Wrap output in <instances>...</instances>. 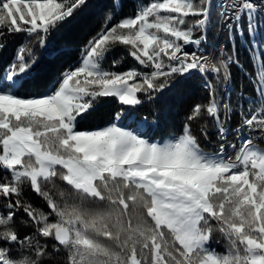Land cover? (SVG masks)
I'll use <instances>...</instances> for the list:
<instances>
[{"label": "snow or ice", "instance_id": "6c2138e0", "mask_svg": "<svg viewBox=\"0 0 264 264\" xmlns=\"http://www.w3.org/2000/svg\"><path fill=\"white\" fill-rule=\"evenodd\" d=\"M86 4L0 0V49L2 29L35 42L20 47L0 76V171L7 173L0 178V264H46L61 249L67 264H264V62L250 81L256 98L245 97L241 86L234 105L227 89L230 67L239 65L235 49L229 54L225 44L214 45L207 55L202 49L215 13L229 41L244 31L245 17L249 34L264 30V0H150L109 27L122 8L111 0L103 30L78 65L47 92L26 95L37 72L36 48L47 50L51 33ZM117 46L141 69H105ZM194 74L209 98L191 108L179 134L160 142L126 126L144 103L139 93L155 101ZM109 97L129 107L104 126L79 130ZM197 119L204 120L198 127L204 140L211 143L209 132L215 133L210 152L191 129ZM25 186L50 211L23 200ZM21 211L24 226L34 229L23 237L16 228ZM216 235L223 252L211 247Z\"/></svg>", "mask_w": 264, "mask_h": 264}, {"label": "trees", "instance_id": "16d2710c", "mask_svg": "<svg viewBox=\"0 0 264 264\" xmlns=\"http://www.w3.org/2000/svg\"><path fill=\"white\" fill-rule=\"evenodd\" d=\"M147 3L150 0H121L122 8L119 9L115 19L109 24L111 27L122 18L134 16L138 3ZM111 9V0H87V4L76 11L73 17L63 22L58 29L54 30L48 37L47 50L36 48L37 72L34 77L32 87L26 90V95H41L48 91L57 81L62 72L70 68H75L80 62L81 52L87 46L88 42L96 37L104 28V18ZM191 19V18H190ZM5 35L2 37L4 47L0 49V76L7 70L8 66L12 63L17 55L20 47L28 44L34 46L35 42H30L23 33L20 34H7L6 29H2ZM218 32V24L216 23V13L212 16L211 27L207 32V41L212 43ZM244 42L241 37L237 36L234 43H229L227 52L232 54L235 49L236 56L239 60V65L233 64L230 67L231 73V100L235 105L237 103V95L243 86V94L245 97L256 98L257 93L254 91V86L250 81L253 79L255 73L259 70L257 63L253 57L252 47L250 43V35L245 32ZM59 53L53 58V53ZM264 53V48L259 47V54ZM261 63L264 62V55L260 56ZM119 61L118 64L113 66V61ZM105 69L124 72L130 68L141 69V66L128 54L124 46H117L114 50L107 54V58L103 63ZM222 77V73H221ZM212 84L218 89L223 88V83L216 84L213 79ZM131 83V82H130ZM204 81L200 75L194 74L189 79L184 80L182 83L174 85L172 89H166L161 93L155 101L149 102L144 98L143 93L138 95L144 99V103L138 106L137 111L134 113L135 122L130 119L126 122V126L130 128H137L141 133H145L153 140H166L170 138L173 133L179 134L185 123V117L189 114L191 108L200 102H206L209 98L208 92L203 87ZM222 92H220L221 94ZM107 101L99 106L97 113L78 125L79 130H87L96 127L104 126L111 119L110 114H114L120 107L115 98H102ZM246 104L240 102V106ZM154 109L156 112H154ZM146 118V119H145ZM239 117L233 113L230 126H238ZM139 122V123H136ZM204 122L203 119L191 121V129L195 135L200 138V144L205 151L214 150L208 141L204 140L198 131V127ZM209 128H211V121H209ZM211 142H216L215 133L209 132ZM259 146L264 149V142ZM7 175V173L0 171V178ZM58 188H61L66 193H69V187L62 184L57 180ZM50 187V186H48ZM23 200L30 201L33 206L43 209L45 212L50 211L46 203L38 197L30 187L25 186L23 190ZM95 207L96 205H92ZM27 217L21 211L17 213L16 228L19 235H31L34 231L31 227H25L23 221ZM52 241H49L48 251L52 253ZM211 247L218 252H223L226 245L223 238L218 235L213 237ZM46 264H67V253L61 249L57 253L47 259Z\"/></svg>", "mask_w": 264, "mask_h": 264}, {"label": "rangeland", "instance_id": "374dc122", "mask_svg": "<svg viewBox=\"0 0 264 264\" xmlns=\"http://www.w3.org/2000/svg\"><path fill=\"white\" fill-rule=\"evenodd\" d=\"M219 1L220 0H217L216 1V3H219ZM216 23H218V25H219V29H220V27H221V25L219 24V22H218V13H216ZM246 23H247V20H246V17H245V20H244V24H245V29H244V31L243 32H241V36L242 37H244L245 36V32H247V34L248 35H250V42H251V45H252V47H253V49H254V52H255V55H253V57L254 58H256V55L259 53V47H255L254 45H264V30H260V31H258L257 33H255V34H249L248 33V31H247V29H246ZM223 31H218L217 32V38H216V40H215V42L213 43V45L212 46H214V45H216V46H218V45H221L222 44V40H223ZM211 46V47H212ZM203 47V46H202ZM207 48V47H204V50H205V52L206 53H208V52H211L212 51V48ZM207 48V49H206ZM188 51H192V49L191 48H189L188 49ZM255 62L257 63V67H258V69H259V67H260V64H261V58H260V60L258 59V60H255ZM231 84L228 86V89H227V91H228V93H229V95H230V90H231ZM224 95V94H223ZM222 95V96H223ZM249 98V100H251V99H255V98H253V97H248ZM241 107H244V108H246L247 107V104H243V105H241ZM245 135H247V133H245ZM229 139L230 140H233L234 138L232 137V135H230L229 136ZM160 142H163V141H160ZM238 142V141H237ZM228 154H232L230 151H229V153Z\"/></svg>", "mask_w": 264, "mask_h": 264}, {"label": "built area", "instance_id": "2783aa9c", "mask_svg": "<svg viewBox=\"0 0 264 264\" xmlns=\"http://www.w3.org/2000/svg\"><path fill=\"white\" fill-rule=\"evenodd\" d=\"M229 2H231V0H229ZM223 40H222V44H225L226 45V47H227V45H228V42H227V35H226V33H224L223 32ZM202 49H204V47H202ZM206 55L207 54H209V53H205ZM233 127V126H232ZM233 137V136H232Z\"/></svg>", "mask_w": 264, "mask_h": 264}, {"label": "bare ground", "instance_id": "6f19581e", "mask_svg": "<svg viewBox=\"0 0 264 264\" xmlns=\"http://www.w3.org/2000/svg\"><path fill=\"white\" fill-rule=\"evenodd\" d=\"M222 2V0L219 1V3ZM216 46V45H215ZM219 46V45H218ZM212 48V47H211ZM207 49V48H206ZM206 53V52H205ZM208 53H211V52H208ZM233 116V115H232ZM232 126H233V121H232ZM231 126V127H232ZM232 135L231 133L229 134V136ZM238 143V142H237Z\"/></svg>", "mask_w": 264, "mask_h": 264}, {"label": "crops", "instance_id": "0c3cea01", "mask_svg": "<svg viewBox=\"0 0 264 264\" xmlns=\"http://www.w3.org/2000/svg\"><path fill=\"white\" fill-rule=\"evenodd\" d=\"M259 54V53H258ZM258 54L256 55V57L258 56Z\"/></svg>", "mask_w": 264, "mask_h": 264}]
</instances>
